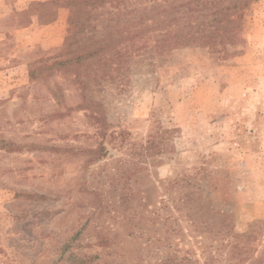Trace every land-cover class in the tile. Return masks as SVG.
<instances>
[{
  "label": "rangeland",
  "instance_id": "374dc122",
  "mask_svg": "<svg viewBox=\"0 0 264 264\" xmlns=\"http://www.w3.org/2000/svg\"><path fill=\"white\" fill-rule=\"evenodd\" d=\"M87 8L67 40L68 5L0 0V264H264V0L228 58L182 46L122 77L77 62L119 37Z\"/></svg>",
  "mask_w": 264,
  "mask_h": 264
},
{
  "label": "trees",
  "instance_id": "16d2710c",
  "mask_svg": "<svg viewBox=\"0 0 264 264\" xmlns=\"http://www.w3.org/2000/svg\"><path fill=\"white\" fill-rule=\"evenodd\" d=\"M253 0H52L54 3H64L70 7L69 36L72 39L76 33L84 31L87 20L82 16V10H91L107 2L115 8L112 12L114 23L109 25L108 37L115 33L119 35L113 43L106 41L104 46L88 50L76 56L78 63L85 59L95 60L99 70L111 77L117 72L118 77L124 76L129 69L131 60L142 62L153 68L156 60L162 62L176 48L185 46H198L208 49L209 54L223 60L235 51L230 52L242 39L239 37L244 11ZM49 2H38L45 6ZM122 43V45H117ZM72 42L65 45L68 49ZM107 49L105 54H98L100 50ZM136 58V59H135ZM66 60L56 62L43 68L62 66ZM95 70V68H93ZM96 71V70H95ZM31 73H33L31 71ZM56 96V95H55ZM152 136L146 141L144 150L149 153L154 148ZM183 199V198H182ZM183 204V200L181 202ZM174 208L178 207L177 203ZM200 210V209H199ZM209 211V208L207 209ZM198 211V210H197ZM203 213L204 209L200 210ZM212 216L219 218L221 227L227 226V213L222 210H211ZM224 233H226L224 231ZM222 233V236H226ZM233 236V235H230ZM239 238L248 237V233L234 235ZM229 239H227V242ZM238 242V241H237ZM236 246V245H235ZM230 259V258H228ZM90 257L71 256V264H87ZM251 260L256 259L251 257ZM159 264H202L197 259L189 257L177 258L166 256ZM203 264H208L205 262ZM232 264V263H230Z\"/></svg>",
  "mask_w": 264,
  "mask_h": 264
}]
</instances>
